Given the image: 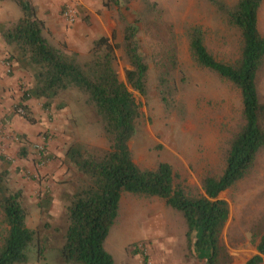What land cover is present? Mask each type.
I'll return each instance as SVG.
<instances>
[{"label":"rangeland","instance_id":"obj_1","mask_svg":"<svg viewBox=\"0 0 264 264\" xmlns=\"http://www.w3.org/2000/svg\"><path fill=\"white\" fill-rule=\"evenodd\" d=\"M84 0H31L37 14L46 22V35L56 45L67 44L68 53L85 57L91 43L100 36L120 44L122 24L115 12L110 14L115 26L108 35L99 32L91 11L99 15V6ZM163 11L164 24L147 22L139 40L149 66L146 95L142 96L126 82L130 69L121 48L115 50V69L138 105L135 134L129 142L133 162L143 170H153L159 163L172 167L175 184L192 198L204 197L202 181L218 178L225 167L230 143L244 125L241 94L231 82L200 67L192 58L187 31L200 27L207 50L219 62L235 63L240 55V33L217 13L208 0H150ZM238 0H223L234 5ZM92 2V1H91ZM8 20L21 16L19 8L7 3ZM65 6H72L76 21L69 25L62 17ZM124 11L128 22L143 7V0H130ZM91 10V11H89ZM101 10V11H102ZM258 30L264 37V0L258 12ZM173 35L177 67L168 65L166 47ZM168 68V69H167ZM169 70L168 83L162 87L159 75ZM259 104L263 107L260 125L264 129V60L258 70ZM22 72V71H20ZM31 79L22 72L17 83L19 98L0 106V172L7 170L6 184L21 192V205L26 226L43 231L47 237L44 258L32 247L27 264H68L59 256L66 228L63 198L71 191L75 177L65 162L64 152L72 142L108 151L103 123L93 108L84 103V96L70 91L56 100L49 109L33 100L25 115L15 113L22 90ZM260 87V88H259ZM166 98V102L162 97ZM60 105H63L61 108ZM16 123L13 125V117ZM27 128V133L24 129ZM50 193V218H42L37 202L43 193ZM219 198L226 201L228 220L220 235L224 254L219 264H244L264 232V145L259 149L252 168ZM6 225L0 210V238ZM187 226L182 214L157 197L122 194L118 216L104 242L105 251L115 264H204L197 259L186 241ZM261 264H264L262 262Z\"/></svg>","mask_w":264,"mask_h":264},{"label":"trees","instance_id":"obj_2","mask_svg":"<svg viewBox=\"0 0 264 264\" xmlns=\"http://www.w3.org/2000/svg\"><path fill=\"white\" fill-rule=\"evenodd\" d=\"M15 4L21 17L0 23V39L5 46L10 66L27 73L31 79L23 89L15 106L25 111L28 100L52 104L70 91L84 96V103L93 108L103 123L110 143L108 151H101L80 142L70 143L64 158L75 177L71 191L63 198L66 228L59 249L60 259L68 264H115L104 249V242L120 209L122 194L157 197L182 214L186 226V241L204 264H219L224 250L221 232L228 220L229 209L219 195L245 177L252 168L256 154L264 145V129L259 119L263 109L259 104L255 76L264 60V37L258 30V12L262 0H238L228 6L223 0H208L225 21L240 33L239 59L227 65L219 62L207 50L200 27L187 31L189 51L195 62L237 87L241 94L244 125L230 143L225 167L218 178L202 181L204 197L192 198L175 184L172 167L159 163L153 170H143L132 160L129 142L135 134L138 105L127 86L119 80L115 69V50L121 48L130 69L126 82L142 96L146 95L149 66L142 52L139 34L147 22L162 25L163 11L156 2L143 0V7L128 22L124 11L130 0H103L102 7L115 12L122 24L120 44L112 38L100 36L91 43L85 57L68 53L67 44L56 45L46 35V22L37 15L31 0H0ZM154 25V24H153ZM171 33V32H170ZM172 35V33H171ZM168 65L177 67L173 35L166 47ZM168 69V68H167ZM169 70L159 75V83L166 87ZM166 102V98L162 97ZM62 108L63 105H60ZM4 161V157L0 156ZM7 170L0 172V210L6 225L0 238V264H27L32 247L44 258L47 249L48 224L40 230L26 226L21 192L12 191L6 184ZM52 196L41 195L37 207L42 218H50ZM257 254L244 264H261L264 257V232L255 246Z\"/></svg>","mask_w":264,"mask_h":264},{"label":"crops","instance_id":"obj_3","mask_svg":"<svg viewBox=\"0 0 264 264\" xmlns=\"http://www.w3.org/2000/svg\"><path fill=\"white\" fill-rule=\"evenodd\" d=\"M85 2L93 3L94 8L96 6H99L100 9L103 8L102 7L103 0H84V1H82V3L86 6ZM7 3H10V2L0 1V23L8 21V10H7L8 4ZM104 9L105 8H103V10L101 9L102 11L101 10L99 11L100 17L98 15H96L93 11H91V10H89V11H91V14H92L95 22H97L100 25L99 32H101V34L105 33L106 35H108L109 34L108 33V27H110V26L114 27L116 24L113 20L110 19V14L107 11H105ZM19 17H21V16H19ZM6 58H7V53L5 51V46L0 39V106H1V104L8 106L12 102L17 101L19 98V90L17 88V83L19 81V77L21 76L22 72H20V70H18V68L15 66V64H12L9 66L7 64V62H5ZM258 72L259 71H257L256 76H255V86H256L257 94H260V91L258 93V87H257ZM263 83H264V79H263ZM263 86H264V84H263ZM258 97H259V95H258ZM32 101L33 100H28L24 104L28 108H30ZM15 118H16V116H14L13 120H12L13 125H15V123L17 122ZM24 131H25L24 133H27V128L24 129ZM256 254H257V252H256V249L254 248V250L252 252V256H254ZM263 262H264V257H263Z\"/></svg>","mask_w":264,"mask_h":264},{"label":"built area","instance_id":"obj_4","mask_svg":"<svg viewBox=\"0 0 264 264\" xmlns=\"http://www.w3.org/2000/svg\"><path fill=\"white\" fill-rule=\"evenodd\" d=\"M62 17L69 25L74 24L76 21V12L74 8L72 6H65L62 10ZM16 112L20 116L25 115V111L23 110V108H18Z\"/></svg>","mask_w":264,"mask_h":264}]
</instances>
